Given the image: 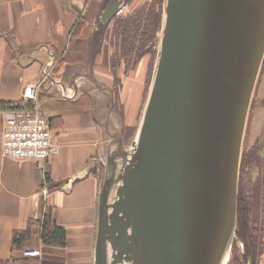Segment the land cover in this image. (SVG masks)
I'll return each instance as SVG.
<instances>
[{"label":"water","instance_id":"obj_1","mask_svg":"<svg viewBox=\"0 0 264 264\" xmlns=\"http://www.w3.org/2000/svg\"><path fill=\"white\" fill-rule=\"evenodd\" d=\"M263 58L264 0H166L150 92L118 176L107 155L94 264H221Z\"/></svg>","mask_w":264,"mask_h":264},{"label":"crops","instance_id":"obj_2","mask_svg":"<svg viewBox=\"0 0 264 264\" xmlns=\"http://www.w3.org/2000/svg\"><path fill=\"white\" fill-rule=\"evenodd\" d=\"M105 1L0 0V104H23L26 88L35 87V103L48 119L57 145L46 162L5 156L1 129L9 109L0 106V264L27 258L23 251L32 249H39L40 255L27 259L95 262L104 183L99 163L111 135L135 127L147 70L145 56L130 70L123 62L110 68L113 49L97 42L104 27L100 12L110 4ZM123 1L129 13L149 0ZM79 20L83 23L76 34ZM263 124L264 58L247 116L245 146L260 136ZM261 153L264 180V144ZM43 188L48 190L46 196ZM45 210L64 228L65 245L43 246L37 240L36 247L14 249L13 232L41 220ZM258 264H264V254Z\"/></svg>","mask_w":264,"mask_h":264},{"label":"trees","instance_id":"obj_3","mask_svg":"<svg viewBox=\"0 0 264 264\" xmlns=\"http://www.w3.org/2000/svg\"><path fill=\"white\" fill-rule=\"evenodd\" d=\"M111 1L115 0H106L105 5ZM125 1L128 3L130 0ZM162 4L163 0L145 1L129 13L114 16L103 25V30L97 35V42L99 45L105 42L112 47L110 57L112 70L121 62L132 69L142 57L153 54L152 44L161 27ZM82 23L81 20L76 23L74 33L79 32ZM0 106L14 109L24 105L1 103ZM130 128L133 127L125 128V131L128 132ZM263 144L264 124L260 136L251 146H245L241 153L235 236L243 244V254L241 262L237 258L234 259L236 264H246L249 259L251 264H258V260L264 254V180L261 173ZM65 239L64 228L57 225L50 210H45L41 220L29 221L25 229L13 232L12 246L17 250L29 249L36 247L35 242L39 240L43 246L63 247ZM8 263L54 264L42 262L40 258L10 260L5 264Z\"/></svg>","mask_w":264,"mask_h":264},{"label":"built area","instance_id":"obj_4","mask_svg":"<svg viewBox=\"0 0 264 264\" xmlns=\"http://www.w3.org/2000/svg\"><path fill=\"white\" fill-rule=\"evenodd\" d=\"M125 10L121 7L117 11L120 15ZM32 105L29 107L28 105ZM24 106L9 109L5 112L1 129L2 153L17 160H33L46 162L57 151L48 119L40 112L35 103V87H27ZM43 196L48 190H41ZM24 256L40 255L39 249L25 250Z\"/></svg>","mask_w":264,"mask_h":264},{"label":"rangeland","instance_id":"obj_5","mask_svg":"<svg viewBox=\"0 0 264 264\" xmlns=\"http://www.w3.org/2000/svg\"><path fill=\"white\" fill-rule=\"evenodd\" d=\"M165 6H166V0H163L162 14H161L162 19L164 16ZM127 13L123 12L120 15H125ZM115 16H119V15L116 14ZM161 25H162V21H161ZM160 35H161V27H160L157 35H156V40L152 44L153 48L151 51L153 52V54H147L145 56L146 63H147V68H146L147 70H146V76H145V82H144L145 85H144V92H143V101L141 104L140 113H139L138 118H137V123H136L135 127L130 128L129 131L127 130L128 132H126L125 129L123 130V132L121 134V144L119 147H116L113 144L112 146L109 147V149L105 153L104 159L102 160V162L99 163V168H100L102 180L107 179L109 177V173H110V165H109L108 160H107V155L109 153V150L112 152H115L114 155L117 157V159H116L117 160V167H116V173H115L116 176H118L120 174L121 166L123 165V162H122L123 160L121 158H119V156H118L120 154L119 152H122V151L126 152L127 155L125 157L128 160L131 157V153L133 152L132 145L136 139L137 131H138L140 124H141V121H142L143 111H144V108H145V105H146V102L148 99V95L150 92L151 84H152V77H153V73L155 70V65H156V60H157V52L159 49ZM146 63H145V65H146ZM121 64L122 63H120V65ZM123 66H124L126 71L131 69V68H127L126 64H124V63H123ZM124 132H125V134H124ZM246 144H247V140L244 142V137H243L241 153H242ZM110 154H112V153H110ZM238 180H239V175H238ZM115 186L116 185H114V188H115ZM235 230H236V225L234 228V233L230 237L229 243L227 245V248L225 250L223 258L221 260V264H236V262L234 261L235 258H237L238 261L241 262V256L243 254V244L235 236ZM22 255L24 256L23 253H22ZM24 257H26V256H24ZM35 257H37V255H29L27 258H35Z\"/></svg>","mask_w":264,"mask_h":264},{"label":"bare ground","instance_id":"obj_6","mask_svg":"<svg viewBox=\"0 0 264 264\" xmlns=\"http://www.w3.org/2000/svg\"><path fill=\"white\" fill-rule=\"evenodd\" d=\"M136 146H137V142H136ZM135 251H137V249H135ZM124 264H137V257H135V259L132 262L124 263Z\"/></svg>","mask_w":264,"mask_h":264}]
</instances>
